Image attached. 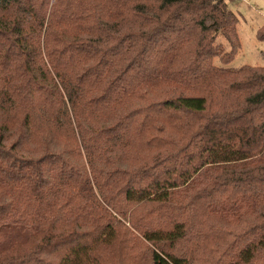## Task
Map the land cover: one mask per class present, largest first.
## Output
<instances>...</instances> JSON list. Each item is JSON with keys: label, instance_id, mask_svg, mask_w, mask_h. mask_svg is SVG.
I'll return each mask as SVG.
<instances>
[{"label": "trees", "instance_id": "16d2710c", "mask_svg": "<svg viewBox=\"0 0 264 264\" xmlns=\"http://www.w3.org/2000/svg\"><path fill=\"white\" fill-rule=\"evenodd\" d=\"M238 25L0 0V264H264V66L216 65Z\"/></svg>", "mask_w": 264, "mask_h": 264}, {"label": "rangeland", "instance_id": "374dc122", "mask_svg": "<svg viewBox=\"0 0 264 264\" xmlns=\"http://www.w3.org/2000/svg\"><path fill=\"white\" fill-rule=\"evenodd\" d=\"M231 9L239 18L238 33L241 48L229 65L216 60V65L225 68L242 66H264V0H236L230 3ZM229 51V47L226 46ZM129 226V224H127ZM132 232L135 233L132 228Z\"/></svg>", "mask_w": 264, "mask_h": 264}]
</instances>
